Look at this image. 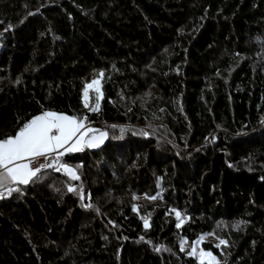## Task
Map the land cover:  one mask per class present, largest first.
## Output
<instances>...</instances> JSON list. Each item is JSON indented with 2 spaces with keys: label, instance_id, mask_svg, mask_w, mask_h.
<instances>
[{
  "label": "trees",
  "instance_id": "obj_1",
  "mask_svg": "<svg viewBox=\"0 0 264 264\" xmlns=\"http://www.w3.org/2000/svg\"><path fill=\"white\" fill-rule=\"evenodd\" d=\"M44 111L107 141L62 157L85 191L47 169L0 199V264H200L204 235L264 264V0H0V138Z\"/></svg>",
  "mask_w": 264,
  "mask_h": 264
},
{
  "label": "snow or ice",
  "instance_id": "obj_2",
  "mask_svg": "<svg viewBox=\"0 0 264 264\" xmlns=\"http://www.w3.org/2000/svg\"><path fill=\"white\" fill-rule=\"evenodd\" d=\"M29 15H33V13ZM103 76V72L99 73L100 79L92 80L83 90L84 107L89 108L92 112H97L100 108V101L103 98L101 90ZM89 90L96 93L95 103L92 107H89ZM87 121L86 115L77 117L55 111H44L25 122L14 135L0 138V189L6 188L8 195H11L13 191H20L19 188H12L9 185H28L45 168H54L55 171L63 169L72 180H79L80 177L76 171L66 163H60V158L66 153L83 151L85 147H98L107 136L106 132H100L98 129L88 126ZM42 157L46 161L51 157V163L37 166L36 162ZM57 164H60V167H55ZM68 191L72 192L75 189L69 187ZM3 196L4 193L0 192V198ZM81 198L83 199V194H81ZM149 199L155 200L157 197L151 196ZM88 206L91 207V205ZM133 210H137L135 205ZM176 217L177 220H180V223L176 225L179 228L183 223L181 213L176 212ZM148 226V221L145 219V227ZM184 243L186 242L181 244L182 251L184 250ZM226 243V241L220 240L216 247ZM195 254L196 247L193 246L189 255ZM199 260L200 264H219L216 256L210 251H201Z\"/></svg>",
  "mask_w": 264,
  "mask_h": 264
},
{
  "label": "rangeland",
  "instance_id": "obj_3",
  "mask_svg": "<svg viewBox=\"0 0 264 264\" xmlns=\"http://www.w3.org/2000/svg\"><path fill=\"white\" fill-rule=\"evenodd\" d=\"M96 79H100V77H98ZM101 90L103 92L102 79H101ZM89 96H90L89 107H92V106H94V103H95L96 93L93 90H89ZM101 101H100V103H101ZM83 102H84V100H83ZM87 125L90 126L93 129H98L100 132H106V131H103V130H105V128L104 129L98 128L96 125L91 124V123H87ZM107 127H110V126H106V128ZM151 130L152 129H149L147 126L143 127V131H145V132H148V131L151 132ZM96 134L98 135V133H96ZM106 141H107V136L104 138L103 142L99 144L98 147H95L93 149H97V148L103 146L106 143ZM67 165L76 171V174L80 177V179L79 180H72L70 178L69 174H67L63 169H61V173L64 176H66L68 180H70V186L71 187L73 186L76 191H79V190H82V192L85 191V189L87 187H86V181H85V179L83 177V175L85 173V167H84V165H81L80 163H77L75 165H70V164H67ZM141 203H142V198H139V199L136 200V209H137L138 212H139L138 207H139V204L141 205ZM141 218H143L144 219V222H145V219L146 218L143 215H141ZM183 219H185V218L183 216V213H181V220H183ZM147 221H148V219H147ZM202 237H203V240H201V238H200V240H199L200 242L199 243H194L192 245L191 244H188L187 242L184 243V251L187 252L188 255H189L190 252H192L193 246L196 247V254L195 255H190V256L195 257L199 262H200V260H199L200 252L201 251H205L203 249V247H202V243L203 242H207L209 240H215V241H213L214 243H217V244L220 243L219 240H216L212 236L204 235ZM183 242H185V241H183ZM216 258L219 261V263H221V260L218 257H216Z\"/></svg>",
  "mask_w": 264,
  "mask_h": 264
},
{
  "label": "built area",
  "instance_id": "obj_4",
  "mask_svg": "<svg viewBox=\"0 0 264 264\" xmlns=\"http://www.w3.org/2000/svg\"><path fill=\"white\" fill-rule=\"evenodd\" d=\"M51 157L46 161L43 157L40 158L37 162H36V165L38 166L39 164H45V163H51ZM60 163H62V157L60 158ZM55 167H60V164H57ZM54 170V168H45L43 170ZM55 171V170H54Z\"/></svg>",
  "mask_w": 264,
  "mask_h": 264
},
{
  "label": "crops",
  "instance_id": "obj_5",
  "mask_svg": "<svg viewBox=\"0 0 264 264\" xmlns=\"http://www.w3.org/2000/svg\"><path fill=\"white\" fill-rule=\"evenodd\" d=\"M86 148V147H85ZM67 154V153H66ZM13 185L15 184H12V185H9V187H12ZM0 192H3L4 193V196L3 197H6L7 196V189H0ZM1 199V198H0Z\"/></svg>",
  "mask_w": 264,
  "mask_h": 264
}]
</instances>
